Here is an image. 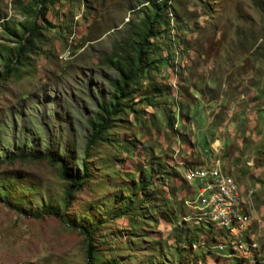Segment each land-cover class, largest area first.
<instances>
[{
    "label": "rangeland",
    "instance_id": "1",
    "mask_svg": "<svg viewBox=\"0 0 264 264\" xmlns=\"http://www.w3.org/2000/svg\"><path fill=\"white\" fill-rule=\"evenodd\" d=\"M141 1L54 0L46 5V21L37 22L38 34L26 45L16 73L2 76L0 59V264L85 263L84 238L77 230L53 216H35L44 205L62 207L67 182L59 165L9 161L5 155L20 150L24 128L28 147L43 150L50 142L64 151L67 146L68 173L82 172L87 118L94 108L90 93L110 92L116 74L104 56L149 12ZM38 4L0 0V53L21 43L22 27L31 23ZM168 5L162 13L167 21L151 39V63L128 102L138 119L125 111L107 140L92 146L84 159L87 178L71 199L66 220L89 217L83 221L93 228L96 264H233L232 257L241 260L235 264H264V0H169ZM149 84L171 87L169 97H154L150 108L137 102ZM167 105L181 108L185 118L171 129ZM216 141L224 148L217 152L221 170L238 185L253 220L249 232L256 239L243 245L220 237L226 233L206 211L185 202L194 201L195 190L185 172L216 151ZM157 163L183 168L186 182L172 178L167 187L156 186L164 174H151L144 197L139 181ZM155 186L157 199L151 193ZM129 191L138 193L136 200L130 197L132 208L115 217ZM162 209L172 221L161 218ZM246 222L245 217L242 229ZM194 225L203 230L210 225L213 232L203 231L198 239L212 254L189 246L197 244ZM242 229L236 234H245Z\"/></svg>",
    "mask_w": 264,
    "mask_h": 264
},
{
    "label": "trees",
    "instance_id": "2",
    "mask_svg": "<svg viewBox=\"0 0 264 264\" xmlns=\"http://www.w3.org/2000/svg\"><path fill=\"white\" fill-rule=\"evenodd\" d=\"M54 0H39L38 8L34 13V17L29 23L28 26L23 25V33L19 35L21 38V43L13 49H8L7 53H0V59L3 61V75L6 76L8 74H14L17 71V67L20 59L24 54V49L26 45L29 44L35 36H37L39 27L37 25L38 21H46V5L48 3H53ZM169 0H143L140 2L139 6L149 5V12L144 14V17L140 24L127 35L124 41L117 42L111 49V51L104 56V62L109 67H111L115 72V77L110 81L111 90L108 94H103L102 91H98L97 95H92L90 93V97L94 102V108L91 113H89V117L87 118V128L88 133L85 138V146L82 150L83 162L81 163L82 172L78 175H70L68 173V168L66 165V159L69 157L70 152H68L67 146L64 147V151L60 150V146H52L51 144H47L43 150L37 149L35 146L28 147L26 145L27 135L25 133V129L23 128L20 132L22 135L23 142L21 145H18V149L20 150L13 154H6L5 159L9 161L13 160H21V161H41L46 160L50 164H58L60 167L61 177L67 182L64 196L62 199V207H51L49 205H44L40 210L36 211L35 216L37 218H41L43 216H53L65 223L70 228L77 230L84 238L85 245V263L84 264H96L95 262V252L93 247V228L90 227V223H86L83 220L89 219L86 215L81 216L79 221H67L65 211L67 210L71 199L74 194L80 190L82 184L85 182L87 178V166L85 165L84 159L88 156L89 151L92 146L96 145L98 142H104L107 140L108 131L115 125L118 118L124 114L125 111H129L128 116H132V118H137L139 113L134 109V107L128 102L131 101L132 97L136 95L134 91L137 87L139 80L142 78L143 74L146 71L145 66L151 63L148 57V50L152 46L151 39L158 34L157 27L161 25L163 22L167 21V16L162 13L168 9ZM146 10V9H145ZM166 64V59H163L162 64ZM152 66V65H150ZM151 68H154L152 66ZM171 87L165 86L163 89L158 86H153L151 84L148 85L146 92L141 94L137 102L139 104L146 103V105L153 107V102L155 101L154 97H159L165 95V99H167L170 95ZM97 93V92H96ZM169 111L166 112V125L168 128H172L173 125L178 126L179 120L185 121V118L181 115V108L176 109V105L170 106ZM190 116V115H188ZM176 128V127H175ZM16 130V128H14ZM19 133V132H17ZM10 153V152H9ZM155 164V163H154ZM149 165L147 168H150L149 174H145L144 179H140V192L142 196H146V192L148 188L151 186V174L160 172L164 174L160 183L156 186H165L167 187V180L175 178L182 180L179 172L174 166H166L161 163H157L156 165ZM167 171H164L166 170ZM144 172V171H143ZM184 181V180H183ZM185 183V182H184ZM134 184V183H132ZM132 185V189H134ZM152 187L151 193L154 195V198L157 199L159 196L160 188ZM168 189V188H167ZM123 196L125 199V204L121 208V211L118 212L115 217L125 216L127 215L130 208H132L137 194L130 192ZM135 197V200H132L130 197ZM143 200V199H142ZM164 201V200H163ZM6 202V201H5ZM163 205H168L166 201H164ZM161 218L173 220L168 211L166 209H162ZM185 217V216H184ZM189 217V216H188ZM210 220V219H209ZM211 221V220H210ZM212 223V222H211ZM93 226V225H92ZM194 229H190L196 235V243H192L189 241V246L192 248L197 246L200 248L202 254L209 255L212 254L213 251H206L207 245L205 242H200L198 239V234H203L202 227H198L194 225ZM208 232H211L210 225L208 226ZM195 231V232H194ZM218 231V230H217ZM213 232V231H212ZM211 241L216 243L214 237H211ZM208 253V254H206ZM232 257V256H231ZM204 258V256H203ZM233 261H241L235 257H232ZM235 258V259H234ZM233 262V264H235Z\"/></svg>",
    "mask_w": 264,
    "mask_h": 264
},
{
    "label": "built area",
    "instance_id": "3",
    "mask_svg": "<svg viewBox=\"0 0 264 264\" xmlns=\"http://www.w3.org/2000/svg\"><path fill=\"white\" fill-rule=\"evenodd\" d=\"M218 145V151L221 150V145L216 141L215 143ZM217 156H210V159L205 162L206 167H210L212 165V158ZM186 178L189 181V185L191 182L195 183L194 190V201H185L186 204L192 209V207H202L203 204H210V201H217V198H226V207L214 208V212L210 213V215L215 216L216 218H224V222L229 225V219H236L238 216V212L235 211V201L229 199L230 190H226V197H211V190H214L216 187H221L219 185V177L221 176V169H218V174H202V172L189 173L185 172ZM193 188V187H192ZM225 210H233L234 218H226ZM251 221L246 222V232L247 228H253ZM233 228V227H232ZM246 234V233H245Z\"/></svg>",
    "mask_w": 264,
    "mask_h": 264
},
{
    "label": "crops",
    "instance_id": "4",
    "mask_svg": "<svg viewBox=\"0 0 264 264\" xmlns=\"http://www.w3.org/2000/svg\"><path fill=\"white\" fill-rule=\"evenodd\" d=\"M218 142V144H220L219 143V141H217ZM221 145V144H220ZM210 146V145H209ZM218 147V146H217ZM221 150H224V148H223V146L221 145ZM215 148V150L216 151H210V154L208 153L207 155H205V159H203V161L201 162V163H199L197 166H194L195 168H192V169H188L186 172H189V173H196V172H202V174H218V169H221V166H222V169H223V166H224V163H222L221 164V160L219 159V157H213L212 158V165H210V167H206V164H205V162L206 161H208L209 159H210V156H217V154L220 152V151H218V148H216V147H214ZM209 149V148H208ZM218 152V153H217ZM213 153V154H212ZM221 166H220V165ZM176 169H177V171L179 172V174H180V176H181V178L183 179V168H181V167H176ZM226 172V171H225ZM187 179V178H186ZM219 179H226V180H228V181H231L234 185H235V187H236V189H237V191H238V194H239V196H240V189L237 187L238 185H236L235 184V182L233 181V179L231 178V177H229V176H227L226 174H224V172L221 170V176L219 177ZM184 180V179H183ZM188 180V179H187ZM185 181V180H184ZM186 182V181H185ZM240 198H241V196H240ZM241 201H242V204H241V208L238 210V213L241 215V217H242V219H243V222L245 221V217H246V221H251V216H250V214H248L247 213V210H246V204H245V202L243 201V199L241 198ZM187 207V206H186ZM206 211V213H207V210H206V208H205V206H204V204L202 205V207L201 208H199L198 209V211ZM208 214V213H207ZM190 215V214H189ZM244 216V217H243ZM202 218L201 217H199L198 218V220H199V222H200V220H201ZM203 226V225H202ZM246 225L244 224V227H243V229H242V227H241V224H237L236 225V228H235V231L233 232V234L232 235H227V234H223L222 233V235L220 234V237H222V238H224V239H226V240H230V241H233L234 243H235V245L237 244V243H239V241L241 240V243H242V245L244 244V243H246L247 241H248V239H249V242H251V239L253 238V239H256V238H254L253 237V235H254V233L252 234L251 233V235H250V228H248L247 229V232H249V234H242V233H240V232H238L237 231V233L238 234H236V230H237V228H240V229H242V230H245L246 229V227H245ZM204 228H207V225L205 226H203ZM215 227V226H214ZM222 231V230H221ZM223 232V231H222ZM240 233V234H239ZM246 233V232H245ZM255 236V235H254ZM244 242V243H243Z\"/></svg>",
    "mask_w": 264,
    "mask_h": 264
},
{
    "label": "bare ground",
    "instance_id": "5",
    "mask_svg": "<svg viewBox=\"0 0 264 264\" xmlns=\"http://www.w3.org/2000/svg\"><path fill=\"white\" fill-rule=\"evenodd\" d=\"M219 185L221 187H216L214 190H211V197H226L225 189L230 190L229 199L235 201V211L238 212L241 208L242 201L235 185L226 179H219ZM204 206L211 222L216 224L226 234H233L236 225L243 223V219L239 213L238 216H236V219H229V225L224 222V218H216L215 216L210 215V213L214 212V208H217V206L226 207V198H217V201H210V204H204ZM225 217L234 218V211L225 210Z\"/></svg>",
    "mask_w": 264,
    "mask_h": 264
}]
</instances>
